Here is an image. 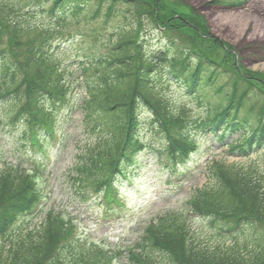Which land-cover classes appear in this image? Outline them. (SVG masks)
<instances>
[{
	"label": "trees",
	"instance_id": "obj_1",
	"mask_svg": "<svg viewBox=\"0 0 264 264\" xmlns=\"http://www.w3.org/2000/svg\"><path fill=\"white\" fill-rule=\"evenodd\" d=\"M95 1L98 3L93 8L107 10L106 24L118 16L126 19L124 24L133 23L129 28L118 25L107 38L94 36L82 54L84 74L94 71L83 85L87 96L82 111L86 128L98 137L99 145L77 169L81 180L98 182L105 175L109 180L115 170L124 169L127 174L140 152L152 150L144 144L142 132L146 130L155 134L161 130L176 151L182 150L180 154L187 156L198 135L221 129L223 134L238 136L236 147L232 145L235 150L249 155L260 148L259 160L264 166V126L251 124L245 110L257 109L259 123H264L263 74L237 62L232 49L210 35L205 19L192 8L168 0ZM32 2L39 0H0V101H4L0 109L3 107L5 114L28 110L41 124L50 122L52 129L55 111L68 106L65 99L71 85L69 68L62 69L63 51L68 48L71 52V43L77 42L63 41L60 30L37 23ZM54 2L63 9L72 4L73 16L89 6L87 0ZM214 4L244 5L243 0H218ZM155 27L182 33L186 38L169 37L171 41L162 51L150 53L152 36L145 33L151 34ZM159 59L170 60L179 68L174 72L177 77L181 69L191 74L195 65L201 68L203 80L196 92L190 85L198 80V72L186 82L188 92H194L191 101L200 110L198 114L168 98L172 84L165 80V74L156 72ZM226 89L228 94H224ZM208 176L209 183L197 195L191 211L207 213L215 224L224 220L232 225L229 229L238 227V234L250 232L255 236L260 230L264 238V170L216 162ZM36 181L20 166H6L0 172V230L39 198ZM108 194H114L112 185ZM188 221L186 213L159 220L139 243L140 252H130V264H264L263 243L202 247L195 232L184 233ZM72 233L69 223L51 214L40 232L8 253L0 251V264H112L111 255L96 247L86 248L77 242L66 245ZM66 251L71 253L68 262Z\"/></svg>",
	"mask_w": 264,
	"mask_h": 264
},
{
	"label": "rangeland",
	"instance_id": "obj_2",
	"mask_svg": "<svg viewBox=\"0 0 264 264\" xmlns=\"http://www.w3.org/2000/svg\"><path fill=\"white\" fill-rule=\"evenodd\" d=\"M169 3H176L183 5V7L192 8L198 16L205 19L206 26L209 29V33L214 38L222 41L233 51L237 52L240 56V63L245 69L252 72H259L264 75V0H252L247 8L242 10H227L219 8L213 1L216 0H168ZM118 21V20H117ZM86 24L79 25L78 29L84 32L89 31ZM80 30V31H81ZM156 32H154L155 34ZM153 35V34H152ZM158 33H156V36ZM186 38L182 33H178ZM162 40V36L156 42H153L155 47L151 48L150 53H157L162 47L159 41ZM167 42V41H166ZM160 46V47H159ZM72 71L77 73L73 82L76 87L79 86L78 81H83V76L78 69L71 62ZM79 90H75L78 92ZM175 89H170L167 93L168 98L178 103ZM249 119L255 124L257 121L258 110L246 108ZM83 118L80 114H76L70 123V127L67 130V141L62 145L59 150H55L53 156L54 166L50 174V187L47 189L48 195L42 204V210L44 215L50 210L54 209L55 212L60 214H68L73 219L81 221L80 233L82 237L88 241L98 243H105L113 247H127L131 246L138 238L142 229L154 218L166 215L168 212L183 211L184 204L189 201L194 190L203 187L207 181L205 174L198 172L193 178L188 180L182 189H175L172 185H164L160 180L153 178L154 172L158 170L157 165H152L147 168H143L139 173L135 175L137 181L141 183L142 187H148V193L142 195L139 200L140 192L137 190L128 191L127 200L129 207L137 208L132 211L130 215H127L124 219L120 218L115 222L110 221V215L102 209H98L99 205L94 204L96 195L91 189L83 188L82 193H78L73 186L74 169L77 163L82 160V155L88 153L92 148L96 140L88 138L82 128ZM22 130V129H21ZM20 130V132H21ZM18 131L9 128V133L2 132L1 137H4L0 141L1 150L5 152V155L9 161L13 158L12 153L14 148L18 146L16 140ZM21 140L22 135H21ZM231 138H229V142ZM204 151L206 147L202 148ZM212 158L216 161H225L227 164L232 165H246L249 166L254 163V160H243L240 157H231L224 155L223 150L216 149L209 157H203L201 161L203 169L205 170L206 161ZM211 159V160H212ZM209 160L208 162H210ZM145 208H150L149 212H145L140 218V214L144 212ZM150 215V220L147 218ZM168 215V214H167ZM43 217H39L29 227L25 229H38L42 227ZM114 219V218H113ZM144 221H143V220ZM112 220V219H111ZM202 231H204V243L206 245L214 246L215 243L224 242L226 239L220 238V234L217 232L212 233L210 225L206 222L199 224ZM194 229L197 226L193 227ZM27 231V230H25ZM210 231V232H209ZM84 234V235H83ZM263 233L258 230V235L247 233L244 238L239 239V244L242 247L246 246L248 240L253 241L255 237L256 242L261 245L264 244ZM251 237V238H250ZM259 239V240H258ZM234 240H226L227 245L230 247ZM262 244V245H263ZM122 264H126V261Z\"/></svg>",
	"mask_w": 264,
	"mask_h": 264
}]
</instances>
